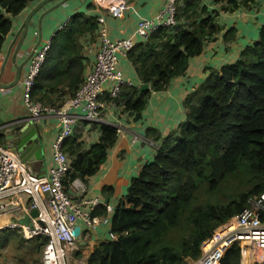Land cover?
<instances>
[{
	"label": "trees",
	"instance_id": "trees-1",
	"mask_svg": "<svg viewBox=\"0 0 264 264\" xmlns=\"http://www.w3.org/2000/svg\"><path fill=\"white\" fill-rule=\"evenodd\" d=\"M36 1L0 0V51L14 18ZM263 1L180 0L176 24L158 28L127 53L138 80L149 90L123 84L116 98L106 94V100L134 122L141 120L151 92L165 91L185 74L189 60L217 39L219 13L255 9ZM87 8L93 9V2ZM235 31L229 28L223 41H234ZM84 38L98 39L96 16L77 12L50 39L31 91L34 101L57 106L73 97L84 79ZM206 71L203 82L184 98L185 119L175 130L164 137L153 128L145 130L144 138L157 146L154 158L141 167L110 215L116 240L99 243L85 264H189L217 228L262 193L264 24L234 62ZM116 134L114 126L104 123L98 142L88 148L65 139L62 149L70 157V171L64 185L74 179L86 182L106 160ZM260 218L264 222V212ZM7 232L0 230V235ZM32 241L41 253L46 239ZM249 260L239 245H232L219 264H257Z\"/></svg>",
	"mask_w": 264,
	"mask_h": 264
},
{
	"label": "crops",
	"instance_id": "crops-1",
	"mask_svg": "<svg viewBox=\"0 0 264 264\" xmlns=\"http://www.w3.org/2000/svg\"><path fill=\"white\" fill-rule=\"evenodd\" d=\"M38 1L30 4L27 10L17 19L16 23L13 24L12 32L7 38L5 47L0 51V72L3 69L1 77L3 84H9L14 80L15 65L23 66L19 82L12 88L0 89V142L7 146L12 144L11 131L18 125L17 123L26 126L27 122L30 121L23 105L20 82L28 70L29 55L36 47L39 48L49 44L53 34L69 19L64 22L67 17L77 12H82L87 16L95 15L96 18L102 17L110 40L133 38L134 42L138 43L142 41V39L134 35L138 22L144 18L152 19L156 17L165 6L164 0H125L128 8L123 18L115 19L106 11L98 8L95 3H93V9H88L87 4L92 3L93 0H67L52 11L49 9L57 2H50L37 11L30 19L27 36L19 48L14 65L11 57L21 37V24L30 12L29 10ZM221 18L228 20L229 24H224L221 27V32L216 36L217 39L214 42L204 45L200 56L189 60L187 70L183 76L173 79L165 91L151 92L146 107L142 112L141 120L134 122L129 113H123L122 108L118 107L112 100H106V93H104L102 120L97 123L80 121L74 125L73 132L68 138L75 139V143H80L85 148L98 142L101 124L105 123L114 126L117 130L116 140L112 147L107 150L106 160L84 182L85 192L81 198L96 199L100 204L92 211L93 216L105 215L103 209L105 204L114 208L118 200L126 194L131 180L137 177L141 167L153 160L156 151L142 142H133V136L137 135L144 138L146 137L145 130L153 128L164 137L175 130L179 123L184 121L183 100L187 94L203 82L207 74L206 69L208 67L218 69L223 64L234 62L238 58L240 51L246 45L255 41L258 36V30L264 21V1L260 2L255 9L240 10L231 14L219 13L217 22ZM228 26L235 28V39L232 42L225 43L223 34L229 29H227ZM237 27L247 31L251 38L244 41ZM88 40V38L82 39V52L85 57L83 78L89 74L99 48V39ZM116 70L121 73L124 82L136 87L142 84L127 58H119ZM109 88L110 84L108 83L105 90L108 91ZM73 113L82 114L78 110H74ZM34 124L42 149L43 167L39 171L30 169L35 174L43 175L54 166L53 145L59 136L61 125L58 118L51 115L42 117ZM65 154L70 160L68 152H65ZM71 195L77 197L74 193H71ZM3 202L5 201H0V204ZM87 209V206L82 207L83 211ZM102 210L104 214H102ZM111 214L108 215L110 216ZM28 220L29 215L19 208L8 207L0 212V226L6 225L11 221L25 223ZM75 227L79 229L76 237L77 250L75 254L80 252L82 255L81 259H84V261L87 260L99 243L109 240L110 225H98L93 229H88L81 220H77ZM209 243V241L205 240L201 244L200 254ZM258 257L260 258V256Z\"/></svg>",
	"mask_w": 264,
	"mask_h": 264
},
{
	"label": "built area",
	"instance_id": "built-area-1",
	"mask_svg": "<svg viewBox=\"0 0 264 264\" xmlns=\"http://www.w3.org/2000/svg\"><path fill=\"white\" fill-rule=\"evenodd\" d=\"M164 9L152 19H141L134 35L147 40L160 27H173L176 24L177 5L180 0H164ZM98 8L106 11L115 19L123 18L128 4L125 0H94ZM98 26L99 48L89 74L83 79L74 93L58 106L44 105L31 98L35 79L44 61L49 44L35 48L29 56L27 72L21 78L22 101L29 115V120L38 121L46 115L58 118L61 131L53 145L54 166L43 175L32 172L29 166L22 163L11 145L0 142V212L8 207L19 208L29 215L28 222L11 221L0 226V230L17 232L24 241L44 237L46 242L41 252V264H71L75 263L72 255L76 253V238L72 232L77 220H81L88 229L98 225H110L113 207L103 205L105 215H92V211L100 204L96 199H86L81 196L85 192V184L79 179L64 185L70 171V162L62 149V143L70 137L74 125L80 121L97 123L102 120L104 102L101 98L106 93L111 99L118 96L124 82L121 73L116 70L119 58H126L134 47L133 38L112 41L108 38L102 17L96 18ZM110 88L106 91V85ZM82 114H74L73 111ZM133 142L139 141L157 149L152 142L143 137L133 136ZM74 193L77 197L71 195ZM87 206L86 211L82 210ZM35 209L36 218L30 217V211ZM264 212V189L257 197L249 201V206L241 213L232 217L227 223L217 228L209 245L200 256L189 264H219L220 259L232 245H239L249 261L264 263V222L260 214ZM109 240H116V235L108 232ZM250 251L256 257L246 251ZM260 256V258L258 257ZM263 258V259H261ZM85 264L84 259L77 261Z\"/></svg>",
	"mask_w": 264,
	"mask_h": 264
},
{
	"label": "water",
	"instance_id": "water-1",
	"mask_svg": "<svg viewBox=\"0 0 264 264\" xmlns=\"http://www.w3.org/2000/svg\"><path fill=\"white\" fill-rule=\"evenodd\" d=\"M66 1L67 0H42L38 2L30 10V12L28 13V15L26 16V18L24 19L21 25V28H20L21 37L11 57V61L14 63V65H15V59L18 54L19 48L27 36L30 19L34 16V14L37 11H39L43 6H45L46 4L50 2H57L52 8L49 9L50 11H52L53 9L57 8L59 5L65 3ZM22 67H23L22 65L21 66L15 65V77H14V80L9 84H3L1 82V77L3 75V69H2L0 72V89H9V88L14 87L19 82ZM147 90H149L148 85L141 84L139 86L140 92L147 91ZM27 123L28 124L26 126L17 123L18 125L11 131V136L13 138V141H12L13 145L12 144L11 145L13 146L12 148L14 149V151L17 152L19 159L21 160L22 163L29 166L33 171H39L43 167L42 149L39 144V139H38L37 131H36L35 124H34L35 122L30 120ZM34 164L37 165L36 168L33 167ZM37 215L38 213L35 209H32L30 211L31 218H36ZM78 232H79V229L75 227L72 232L75 238L78 236Z\"/></svg>",
	"mask_w": 264,
	"mask_h": 264
},
{
	"label": "rangeland",
	"instance_id": "rangeland-1",
	"mask_svg": "<svg viewBox=\"0 0 264 264\" xmlns=\"http://www.w3.org/2000/svg\"><path fill=\"white\" fill-rule=\"evenodd\" d=\"M40 1L42 0H39L38 2ZM28 7L29 5L26 7V9L22 13H20L17 17L14 18L13 24L16 23L17 19L27 10ZM69 17H67L64 20V22ZM224 24H229V21L221 18L218 21V25L220 27H223ZM262 24H264V21ZM228 28L230 27L228 26L227 29ZM237 30L240 32V35L242 36V39L244 41L251 38V36L248 34L247 31H244L240 27H237ZM41 44H45V43H41ZM36 166H37L36 164L33 165L34 168H36ZM2 234L3 233H1L0 235V264H41L40 262L41 253L37 252L36 250L37 247L35 244L36 242L32 241L33 239L30 241H24L21 238V236L15 231L7 232V236H2ZM246 251L252 256L256 257V255L252 254V253H255L253 250L251 253L250 246H246ZM81 257L82 255L80 252H78L77 254L74 253L72 255V258L74 259L75 263H71V264H78L77 261H79ZM246 258H248V256H246Z\"/></svg>",
	"mask_w": 264,
	"mask_h": 264
},
{
	"label": "clouds",
	"instance_id": "clouds-1",
	"mask_svg": "<svg viewBox=\"0 0 264 264\" xmlns=\"http://www.w3.org/2000/svg\"><path fill=\"white\" fill-rule=\"evenodd\" d=\"M93 1H94V0H93ZM64 24H65V23H64ZM64 24H63V25H64Z\"/></svg>",
	"mask_w": 264,
	"mask_h": 264
}]
</instances>
